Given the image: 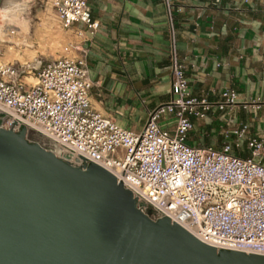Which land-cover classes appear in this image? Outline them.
<instances>
[{
  "label": "built area",
  "instance_id": "built-area-1",
  "mask_svg": "<svg viewBox=\"0 0 264 264\" xmlns=\"http://www.w3.org/2000/svg\"><path fill=\"white\" fill-rule=\"evenodd\" d=\"M48 1L60 27L75 26L78 39L98 29L87 0ZM15 35L0 32V54ZM80 43H66L61 55L35 68L0 62V127L23 126L26 141L61 161L108 170L152 219L168 217L216 250L264 255V121L255 131L248 122L224 131L219 147L188 142L194 119L235 107L255 111L259 100L239 101L229 86L216 100L193 96L172 32L169 98L147 109L136 131L92 106L85 55L76 53Z\"/></svg>",
  "mask_w": 264,
  "mask_h": 264
},
{
  "label": "crops",
  "instance_id": "crops-1",
  "mask_svg": "<svg viewBox=\"0 0 264 264\" xmlns=\"http://www.w3.org/2000/svg\"><path fill=\"white\" fill-rule=\"evenodd\" d=\"M169 4V10L167 6ZM99 26L93 35L63 29L48 0H0V32L70 34L85 55L92 106L123 126H136L147 109L170 95V41L184 63L191 93L216 100L224 86L239 101L259 100V110L217 112L193 120L189 143L218 147L223 131L240 123L260 129L264 118V0H87ZM85 29V27H83ZM23 40L26 41L24 38ZM22 40V41H23ZM251 115V116H250ZM191 140V141H190Z\"/></svg>",
  "mask_w": 264,
  "mask_h": 264
},
{
  "label": "water",
  "instance_id": "water-1",
  "mask_svg": "<svg viewBox=\"0 0 264 264\" xmlns=\"http://www.w3.org/2000/svg\"><path fill=\"white\" fill-rule=\"evenodd\" d=\"M0 264H264L150 218L103 167L70 165L0 127Z\"/></svg>",
  "mask_w": 264,
  "mask_h": 264
},
{
  "label": "rangeland",
  "instance_id": "rangeland-1",
  "mask_svg": "<svg viewBox=\"0 0 264 264\" xmlns=\"http://www.w3.org/2000/svg\"><path fill=\"white\" fill-rule=\"evenodd\" d=\"M49 25L52 28L51 34H17L12 38V44L3 46L2 53L0 54V62H21L26 63L30 68L38 66L39 62H45L52 58H56L62 54L63 46L70 41V34H57L59 26ZM26 39V45L22 46L21 41ZM13 45V46H12ZM11 49V50H10ZM27 82H33L31 77L24 78ZM240 110L235 107L230 114H236L235 110ZM259 110V109H257ZM246 114H249L246 111ZM251 116V115H250ZM259 117L264 118V108L259 111ZM197 121L201 119H195ZM136 126L131 129L138 131L141 122L136 120ZM224 132V131H223ZM191 141V140H190ZM189 142V140H188ZM218 141V147L220 146ZM215 146V145H214ZM237 153V152H236Z\"/></svg>",
  "mask_w": 264,
  "mask_h": 264
},
{
  "label": "bare ground",
  "instance_id": "bare-ground-1",
  "mask_svg": "<svg viewBox=\"0 0 264 264\" xmlns=\"http://www.w3.org/2000/svg\"><path fill=\"white\" fill-rule=\"evenodd\" d=\"M9 43H12V37H9V41H8ZM10 45V44H9ZM21 45L22 46H24V45H26V41L25 40H23V41H21ZM13 46V45H12ZM11 50V49H10ZM33 79V78H32ZM34 80V79H33ZM34 82V81H33Z\"/></svg>",
  "mask_w": 264,
  "mask_h": 264
},
{
  "label": "trees",
  "instance_id": "trees-1",
  "mask_svg": "<svg viewBox=\"0 0 264 264\" xmlns=\"http://www.w3.org/2000/svg\"><path fill=\"white\" fill-rule=\"evenodd\" d=\"M240 155H241L242 157H246V156H247L246 153H241Z\"/></svg>",
  "mask_w": 264,
  "mask_h": 264
}]
</instances>
